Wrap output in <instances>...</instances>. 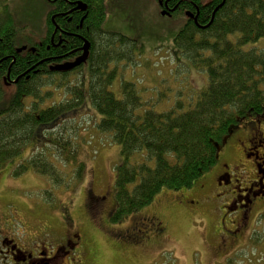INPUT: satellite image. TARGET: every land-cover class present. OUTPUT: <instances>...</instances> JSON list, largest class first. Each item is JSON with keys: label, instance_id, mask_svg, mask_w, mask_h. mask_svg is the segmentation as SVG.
<instances>
[{"label": "trees", "instance_id": "1", "mask_svg": "<svg viewBox=\"0 0 264 264\" xmlns=\"http://www.w3.org/2000/svg\"><path fill=\"white\" fill-rule=\"evenodd\" d=\"M194 1L203 4L200 8L206 15L199 16V21L204 24L213 6L221 2ZM6 4L0 0V35L13 42L19 27ZM105 8L103 0H94L88 17L94 28L82 33L89 41L85 74L79 71L80 78L74 83L66 79L70 74L58 71L22 80L10 94L8 105L0 109V167L34 142L30 156L13 164L12 175L32 169L52 184H60L66 175L55 163L61 162L70 167L72 178L82 180L84 166L77 162L76 139L63 124L73 109L88 103L99 115L94 124L97 131L119 147L120 161L114 167L115 205L109 216L118 222L149 204L163 188L191 187L215 164L218 145L230 126L254 115L262 121L264 47L245 46L264 37V0H224L206 27L184 21L173 44L205 72L206 85L185 108L178 100L165 110L145 106L140 111L144 102L131 81L120 84L119 97L109 89L116 75L110 63L131 61L134 50L141 46L121 33L102 30ZM55 76L61 81L57 88H63L67 97L43 107L48 94L42 100V88L54 83L51 78ZM44 77L47 79L42 80ZM24 98H30L29 104Z\"/></svg>", "mask_w": 264, "mask_h": 264}, {"label": "rangeland", "instance_id": "2", "mask_svg": "<svg viewBox=\"0 0 264 264\" xmlns=\"http://www.w3.org/2000/svg\"><path fill=\"white\" fill-rule=\"evenodd\" d=\"M6 3L14 24L22 26L15 37L18 44L23 45L26 37L35 40L44 35L48 10L45 1L6 0ZM105 3L102 28L121 33L141 46L134 50L131 61L110 63L116 75L109 89L119 97L120 84L133 82L144 102L140 111L145 106L165 110L178 100L184 108L188 106L207 79L205 72L184 58L173 44V37L180 28L178 21L160 15L155 0H105ZM253 46L264 47V37L245 48ZM79 71L86 73V63ZM79 71L67 75V81L74 83L79 79ZM51 79L54 83L42 88L45 91L42 100L48 94L41 104L43 107L67 97L63 88H57L56 84L61 82L59 77ZM12 91L13 85L4 87L0 109L8 105ZM29 99H25L26 104ZM72 112L63 127L76 139L77 162L84 166L82 180L77 182L72 178L70 167L61 162L55 163L59 172L66 175L60 184H52L46 176L32 169L12 175L13 164L30 156V145L34 142L27 144L10 164L0 167V232L11 234L23 243L34 240L55 246L67 229L75 230L81 242L80 253L73 264H264V211L253 222H248L243 236L231 249L235 251L230 250L225 256L215 254L211 230H216L219 218L210 206L212 201H218L214 197L208 203L202 192L192 187L202 181L214 184L219 163L225 161L228 150H239V139L245 137L246 125H253L257 116L242 118L230 126L218 145L215 164L194 180L191 187L163 188L149 204L113 222L109 216L115 205L114 167L120 161L119 147L111 143L106 134L97 131L94 124L99 115L88 103ZM263 118L258 121L264 138ZM231 161L229 158L228 162ZM89 197L100 201L96 214L95 209L87 207ZM258 205L264 207V200ZM145 218L150 225L146 226ZM154 222L157 228L150 231ZM129 233H134L138 239L126 240L121 236Z\"/></svg>", "mask_w": 264, "mask_h": 264}, {"label": "flooded vegetation", "instance_id": "3", "mask_svg": "<svg viewBox=\"0 0 264 264\" xmlns=\"http://www.w3.org/2000/svg\"><path fill=\"white\" fill-rule=\"evenodd\" d=\"M43 1L48 5L43 36L35 40L26 37L22 45L18 44L15 38L12 42L8 36L0 35V97L5 94L6 85H13L15 91L22 80H28L35 75H46L47 72L53 71L73 74L83 65L66 70L56 69L58 65L75 60L83 53L82 47L85 42L89 44L82 33L94 28L93 24H88L94 0ZM213 1L209 0L206 3ZM103 2L106 7L105 0ZM155 3L159 11L168 12L164 16L173 18L175 22L177 20L180 27L184 21L192 22L199 28L209 21L205 24L199 21V16H205L206 13L200 8L203 4H198L197 1L155 0ZM215 7L213 6L210 18ZM10 15L14 21L13 15ZM18 27L16 33L21 32L22 26ZM2 66H5L4 72L1 71ZM23 66L25 69L20 70ZM245 130V137L239 139V150H228L224 156L225 161L219 163L214 184L209 185L202 181L192 186L202 192L208 203L211 199L214 200V197L218 201V203L212 201L213 205L210 206L219 218L216 222L217 227H214L216 230H211V237L213 252L223 256L229 254L237 240L243 236L248 222H253V219L264 211V207L259 208L258 205L264 200V138L261 122L255 119L254 124L249 123ZM229 158L232 159L231 163L228 162ZM99 203L96 198L87 199V207L95 209L94 214L98 213ZM145 219L146 226L150 225L149 220ZM141 224L145 226L143 221ZM156 228L155 222L153 227H149L150 231ZM74 231L67 229L63 239L55 246L52 243L45 244L44 241L36 243L34 240L23 243L11 234L0 232V264H73L80 253L81 242L80 235ZM121 236L126 240H132L133 237L135 241L138 239L134 233ZM232 251L235 250L230 252Z\"/></svg>", "mask_w": 264, "mask_h": 264}, {"label": "water", "instance_id": "4", "mask_svg": "<svg viewBox=\"0 0 264 264\" xmlns=\"http://www.w3.org/2000/svg\"><path fill=\"white\" fill-rule=\"evenodd\" d=\"M224 3V0H222L213 10L212 12V16L209 20V22L205 25H203L202 27H206L207 25L210 24V22L212 21V18L214 16V13L216 11L217 8H219L222 4ZM168 12L166 11H162L160 14L164 15V14H167ZM88 46L89 44L87 42H85L84 46L82 47L83 49V53L78 56L75 60L71 61V62H67L65 64H62V65H58L56 66V69L58 70H66V69H69V68H72V67H75L77 65H79L80 63L84 62L86 60V57H87V49H88Z\"/></svg>", "mask_w": 264, "mask_h": 264}]
</instances>
